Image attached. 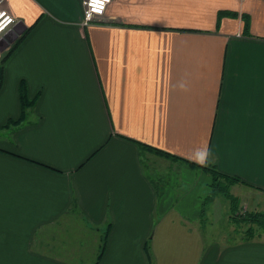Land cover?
Listing matches in <instances>:
<instances>
[{
    "label": "crops",
    "instance_id": "0c3cea01",
    "mask_svg": "<svg viewBox=\"0 0 264 264\" xmlns=\"http://www.w3.org/2000/svg\"><path fill=\"white\" fill-rule=\"evenodd\" d=\"M81 1L2 5L0 264H264V230L198 216L204 165L264 210V0H111L84 27Z\"/></svg>",
    "mask_w": 264,
    "mask_h": 264
},
{
    "label": "trees",
    "instance_id": "16d2710c",
    "mask_svg": "<svg viewBox=\"0 0 264 264\" xmlns=\"http://www.w3.org/2000/svg\"><path fill=\"white\" fill-rule=\"evenodd\" d=\"M26 33V30L23 31L21 37H23V35ZM20 37V38H21ZM19 42L16 41L15 44H17ZM11 51V49H9L6 54L4 56H2V58L0 59V73L2 70V66L3 63L7 57V55L9 54V52ZM1 80V79H0ZM20 90L22 91V115L23 113L26 112V109L28 108V106L31 104L30 101L26 100V91H25V85L22 83ZM143 146V145H142ZM144 146L148 145L144 144ZM149 147H151L149 145ZM154 149V147H151ZM160 151L163 155H167L168 157H173V154H170L166 151L163 150H158ZM193 164V162H192ZM204 167L211 172L212 174V180L209 183V193L204 197L201 207H200V211H199V219L201 224H205L206 223V210L208 208V206L210 205V203L216 198V196H221L223 197L225 200H223L224 202H227L228 204V214H229V218L231 219L230 221H234L236 223H250L253 224L257 227V229H262L264 230V210H247L246 208H240L239 207V199L234 196L231 191H230V187L233 183L235 182H242L238 177L236 176H231V175H227L224 173H221L216 167H214V165H204ZM246 209V210H245ZM247 236H245V238H250L252 236H254V228L252 229L251 227L249 229H245ZM244 231V232H245ZM106 236V234H105ZM146 249H149V246L146 245ZM103 250L100 252L99 257L102 255ZM97 262V261H96ZM95 264V263H94Z\"/></svg>",
    "mask_w": 264,
    "mask_h": 264
},
{
    "label": "rangeland",
    "instance_id": "374dc122",
    "mask_svg": "<svg viewBox=\"0 0 264 264\" xmlns=\"http://www.w3.org/2000/svg\"><path fill=\"white\" fill-rule=\"evenodd\" d=\"M168 157V156H167ZM167 159H173V158H171V157H168ZM263 196H264V194H262ZM221 197V196H220ZM223 200H225L223 197H221ZM253 199V198H252ZM260 200V197L258 198V201ZM250 201V200H249ZM248 201V202H249ZM262 202H264V201H262ZM261 202V203H262ZM252 205H257V204H255V201H253L252 200ZM239 207L242 209H244V208H246V205H244L243 203H242V201H240V199H239ZM253 208H256V207H253ZM247 209V208H246ZM245 209V210H246ZM249 210H253V209H249ZM226 208H224V205H223V202H221V201H217V202H215V204H213V206H212V208H207V210H206V215H208L207 217H208V221L212 224V227L215 229V230H220V231H223L224 230V228L223 227H229V228H231V229H234L235 230V232H240V231H245V229L247 230V229H249L250 227L253 229L254 228V233H256L257 232V230H260V229H257V227L255 226V225H253V224H250V223H236V222H234V221H230L229 223H226V219H227V217L225 216V214H226ZM64 227L66 228V225H64ZM69 227H70V230L69 231H76L75 230V227L73 226V225H69ZM65 228H57V226L56 225H54V239L55 238H57L58 236H59V234L61 233H64V229ZM213 234H214V236H220L221 234L219 233V232H216V231H214L213 232ZM243 236L245 237V236H247V234H246V231L244 232V234H243ZM87 243H83V241L82 240H77V239H70V241H69V246H70V244H72L73 246H74V244H77V243H83L82 244V248L83 247H86L87 248V254H84L83 256H82V258L84 259V263H86L87 262V260H94V258L95 259H97L98 257H99V254H100V252L103 250V246H104V244H105V242H104V240L103 239H101L100 240V243H101V246H100V250H99V248L97 249V247L99 246V241H96V243L94 244V241L92 240H89V241H87V240H85ZM84 241V242H85ZM69 249H70V251L73 249V248H71V247H69ZM99 250V252H98V254L96 255V257H95V252L97 253V251ZM85 251V249L83 250V252ZM73 257V255H70V258H72ZM165 258H167V257H165V256H163V259H165ZM167 263V262H166Z\"/></svg>",
    "mask_w": 264,
    "mask_h": 264
},
{
    "label": "built area",
    "instance_id": "2783aa9c",
    "mask_svg": "<svg viewBox=\"0 0 264 264\" xmlns=\"http://www.w3.org/2000/svg\"><path fill=\"white\" fill-rule=\"evenodd\" d=\"M5 0H0V39L17 23V17L8 7L2 6ZM111 0H82V19L80 24L84 27L94 23L104 15Z\"/></svg>",
    "mask_w": 264,
    "mask_h": 264
}]
</instances>
